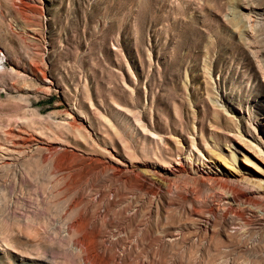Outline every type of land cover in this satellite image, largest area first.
Instances as JSON below:
<instances>
[{"label": "rangeland", "instance_id": "374dc122", "mask_svg": "<svg viewBox=\"0 0 264 264\" xmlns=\"http://www.w3.org/2000/svg\"><path fill=\"white\" fill-rule=\"evenodd\" d=\"M0 264H264V0H0Z\"/></svg>", "mask_w": 264, "mask_h": 264}, {"label": "bare ground", "instance_id": "6f19581e", "mask_svg": "<svg viewBox=\"0 0 264 264\" xmlns=\"http://www.w3.org/2000/svg\"><path fill=\"white\" fill-rule=\"evenodd\" d=\"M231 180H233V179H231Z\"/></svg>", "mask_w": 264, "mask_h": 264}]
</instances>
